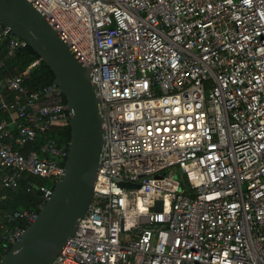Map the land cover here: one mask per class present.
<instances>
[{
	"label": "built area",
	"instance_id": "2783aa9c",
	"mask_svg": "<svg viewBox=\"0 0 264 264\" xmlns=\"http://www.w3.org/2000/svg\"><path fill=\"white\" fill-rule=\"evenodd\" d=\"M31 1L89 67L104 132L92 200L50 264H264V0ZM26 46L0 24V70ZM40 61L0 77V257L67 155L36 146L70 114L57 82L25 84ZM20 191L37 207H2Z\"/></svg>",
	"mask_w": 264,
	"mask_h": 264
},
{
	"label": "water",
	"instance_id": "95a60500",
	"mask_svg": "<svg viewBox=\"0 0 264 264\" xmlns=\"http://www.w3.org/2000/svg\"><path fill=\"white\" fill-rule=\"evenodd\" d=\"M0 24L25 39L50 69L70 111L63 172L35 219L0 257V264H50L73 235L93 197L104 147L100 99L89 67L31 0H0ZM155 208L160 209L159 201Z\"/></svg>",
	"mask_w": 264,
	"mask_h": 264
},
{
	"label": "trees",
	"instance_id": "16d2710c",
	"mask_svg": "<svg viewBox=\"0 0 264 264\" xmlns=\"http://www.w3.org/2000/svg\"><path fill=\"white\" fill-rule=\"evenodd\" d=\"M36 58H38V55L29 46H26L25 48L16 51L13 56L4 60L0 70V77L20 72L31 61ZM29 73L30 74L28 75L25 81V84L29 88H33L42 84H47L54 80L52 72L47 66L42 63V61H40L36 66L32 67ZM6 115V112L0 110V117ZM68 138L69 128L67 125L53 127L48 132L40 134L38 136L36 146L45 140H52L58 146H65L68 141ZM48 184L50 185V183ZM37 202V192L26 193L24 191H20L10 200L5 201L2 204V207L8 209H31L37 207Z\"/></svg>",
	"mask_w": 264,
	"mask_h": 264
}]
</instances>
